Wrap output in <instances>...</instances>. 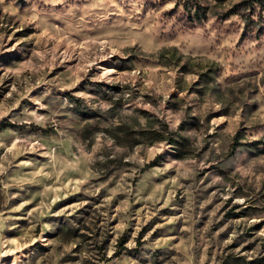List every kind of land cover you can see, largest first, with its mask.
Returning <instances> with one entry per match:
<instances>
[{"label":"rangeland","instance_id":"obj_1","mask_svg":"<svg viewBox=\"0 0 264 264\" xmlns=\"http://www.w3.org/2000/svg\"><path fill=\"white\" fill-rule=\"evenodd\" d=\"M0 0V264L264 263V5Z\"/></svg>","mask_w":264,"mask_h":264},{"label":"trees","instance_id":"obj_2","mask_svg":"<svg viewBox=\"0 0 264 264\" xmlns=\"http://www.w3.org/2000/svg\"><path fill=\"white\" fill-rule=\"evenodd\" d=\"M251 5H254L255 3H259L261 5H264V0H249L248 1ZM264 258H260L258 261H262ZM235 264H264V263H235Z\"/></svg>","mask_w":264,"mask_h":264}]
</instances>
